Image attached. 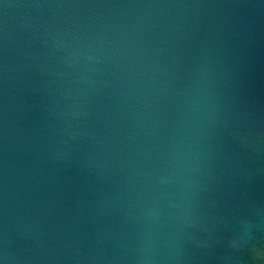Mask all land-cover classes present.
Segmentation results:
<instances>
[{
  "label": "water",
  "instance_id": "water-1",
  "mask_svg": "<svg viewBox=\"0 0 264 264\" xmlns=\"http://www.w3.org/2000/svg\"><path fill=\"white\" fill-rule=\"evenodd\" d=\"M0 264H264V0H0Z\"/></svg>",
  "mask_w": 264,
  "mask_h": 264
}]
</instances>
